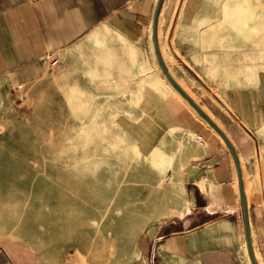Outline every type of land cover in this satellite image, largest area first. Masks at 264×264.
<instances>
[{"label": "crops", "instance_id": "0c3cea01", "mask_svg": "<svg viewBox=\"0 0 264 264\" xmlns=\"http://www.w3.org/2000/svg\"><path fill=\"white\" fill-rule=\"evenodd\" d=\"M158 1L0 0V79L40 78L43 57L54 53L71 87L116 94L123 62L140 96L119 127L146 156L162 159L173 177L168 199L182 192L186 207L149 225L125 264H253L248 230L264 264V70L240 86L212 89V37L200 38L198 11L191 0H163L159 15L166 10L174 21L164 39L158 17L159 51L190 99L170 89L153 65Z\"/></svg>", "mask_w": 264, "mask_h": 264}, {"label": "rangeland", "instance_id": "374dc122", "mask_svg": "<svg viewBox=\"0 0 264 264\" xmlns=\"http://www.w3.org/2000/svg\"><path fill=\"white\" fill-rule=\"evenodd\" d=\"M190 3L200 38L212 37V89L264 70V0ZM159 17L166 39L174 14ZM129 75L122 62L116 94L80 92L60 64L35 80L0 79V264H125L149 225L185 211L182 192L168 199L162 159L119 127L139 102Z\"/></svg>", "mask_w": 264, "mask_h": 264}, {"label": "water", "instance_id": "95a60500", "mask_svg": "<svg viewBox=\"0 0 264 264\" xmlns=\"http://www.w3.org/2000/svg\"><path fill=\"white\" fill-rule=\"evenodd\" d=\"M162 2L163 0H159L156 10H155V14H154V21H153V40H154V47H155V52H156V56L157 59L159 61V64L163 70V72L165 73V75L167 76V78L170 80V82L183 94L185 95L188 99H190V97L188 96V94L182 89V87L177 83V81L173 78V76L170 74V72L168 71L167 67L165 66L163 59L161 57L160 51H159V47H158V41H157V25H158V17L160 14V10H161V6H162ZM195 104V103H194ZM196 106V104H195ZM200 110V109H199ZM202 113L203 111L200 110ZM204 114V113H203ZM205 115V114H204ZM206 116V115H205ZM208 118V117H207ZM212 124L215 125V123L212 121ZM245 203V201H244ZM247 218V216H246ZM248 247H249V251H250V256L252 259L253 264H258L253 256L252 253V249H251V242H250V238H249V230H248Z\"/></svg>", "mask_w": 264, "mask_h": 264}, {"label": "built area", "instance_id": "2783aa9c", "mask_svg": "<svg viewBox=\"0 0 264 264\" xmlns=\"http://www.w3.org/2000/svg\"><path fill=\"white\" fill-rule=\"evenodd\" d=\"M43 61L44 63L50 66H57L60 63V59L54 53H47L43 57ZM195 140L199 145L201 146L205 145V140L202 138L201 135H196Z\"/></svg>", "mask_w": 264, "mask_h": 264}, {"label": "bare ground", "instance_id": "6f19581e", "mask_svg": "<svg viewBox=\"0 0 264 264\" xmlns=\"http://www.w3.org/2000/svg\"><path fill=\"white\" fill-rule=\"evenodd\" d=\"M165 74V73H164ZM166 76V75H165ZM166 78H167V76H166ZM168 79V78H167ZM169 80V79H168ZM169 82H170V80H169ZM171 83V82H170ZM172 84V83H171ZM172 86L176 89V87L172 84ZM177 90V89H176ZM178 91V90H177ZM206 143V142H205ZM168 180H170V178H168ZM249 249V248H248Z\"/></svg>", "mask_w": 264, "mask_h": 264}]
</instances>
